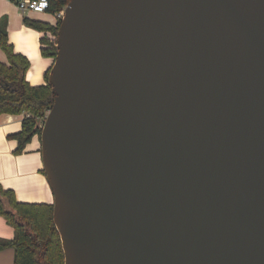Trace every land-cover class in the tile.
I'll return each instance as SVG.
<instances>
[{
    "label": "water",
    "instance_id": "1",
    "mask_svg": "<svg viewBox=\"0 0 264 264\" xmlns=\"http://www.w3.org/2000/svg\"><path fill=\"white\" fill-rule=\"evenodd\" d=\"M57 41L65 264H264V0H70Z\"/></svg>",
    "mask_w": 264,
    "mask_h": 264
},
{
    "label": "trees",
    "instance_id": "2",
    "mask_svg": "<svg viewBox=\"0 0 264 264\" xmlns=\"http://www.w3.org/2000/svg\"><path fill=\"white\" fill-rule=\"evenodd\" d=\"M69 2L49 0L48 12L55 14ZM24 23L41 33L42 55L55 59L61 20L51 24L25 16ZM7 25V18L0 20V48L7 56V61L0 60V115H24L21 131L10 136L18 141L15 153L21 154L35 136L41 140L42 127L55 95L49 84L50 71L46 74V84L32 86L27 81L30 61L14 51L9 43ZM0 215L15 230L12 239L0 238V248L15 250L14 264H65L61 237L54 223L53 204L21 202L12 189H4L0 184Z\"/></svg>",
    "mask_w": 264,
    "mask_h": 264
},
{
    "label": "crops",
    "instance_id": "3",
    "mask_svg": "<svg viewBox=\"0 0 264 264\" xmlns=\"http://www.w3.org/2000/svg\"><path fill=\"white\" fill-rule=\"evenodd\" d=\"M36 13H23L12 0H0V20L7 18L9 43L14 51L25 55L30 61L26 78L32 86L46 84V74L55 59L42 55L41 33L27 26L24 17L51 24H56L58 20L50 12L44 13L51 14V17ZM1 52L0 60L7 61L5 52ZM23 118L24 115H0V184L4 189H12L21 202L54 204V193L44 173L40 138L35 136L23 153H15L18 141L10 136L21 131ZM14 235V228L0 215V238L12 239ZM14 261L15 250L12 247L0 248V264H14Z\"/></svg>",
    "mask_w": 264,
    "mask_h": 264
},
{
    "label": "built area",
    "instance_id": "4",
    "mask_svg": "<svg viewBox=\"0 0 264 264\" xmlns=\"http://www.w3.org/2000/svg\"><path fill=\"white\" fill-rule=\"evenodd\" d=\"M19 9L23 13L27 12H37L44 13L49 10V0H20L17 4ZM58 19L62 20L65 15V8L54 14Z\"/></svg>",
    "mask_w": 264,
    "mask_h": 264
},
{
    "label": "rangeland",
    "instance_id": "5",
    "mask_svg": "<svg viewBox=\"0 0 264 264\" xmlns=\"http://www.w3.org/2000/svg\"><path fill=\"white\" fill-rule=\"evenodd\" d=\"M66 8V7H65ZM31 13V12H29ZM37 15H46V16H50L51 17V14L49 13H36ZM26 15V14H25ZM2 51V50H1ZM0 51V54H2V52ZM4 52V51H3ZM47 117V116H46Z\"/></svg>",
    "mask_w": 264,
    "mask_h": 264
}]
</instances>
